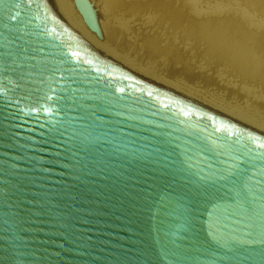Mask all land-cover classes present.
I'll return each instance as SVG.
<instances>
[{
	"label": "water",
	"instance_id": "water-1",
	"mask_svg": "<svg viewBox=\"0 0 264 264\" xmlns=\"http://www.w3.org/2000/svg\"><path fill=\"white\" fill-rule=\"evenodd\" d=\"M0 264H264V135L0 0Z\"/></svg>",
	"mask_w": 264,
	"mask_h": 264
},
{
	"label": "rangeland",
	"instance_id": "rangeland-1",
	"mask_svg": "<svg viewBox=\"0 0 264 264\" xmlns=\"http://www.w3.org/2000/svg\"><path fill=\"white\" fill-rule=\"evenodd\" d=\"M95 4L105 26L97 38L105 55L143 79L264 134V0Z\"/></svg>",
	"mask_w": 264,
	"mask_h": 264
},
{
	"label": "bare ground",
	"instance_id": "bare-ground-1",
	"mask_svg": "<svg viewBox=\"0 0 264 264\" xmlns=\"http://www.w3.org/2000/svg\"><path fill=\"white\" fill-rule=\"evenodd\" d=\"M48 1H49L50 5L52 6V8L54 9L60 23L72 35H74L76 37V39H78L85 47H87L88 49H90L94 53L101 55V56H104L107 59L114 62L115 64L119 65L116 61L113 60V58L111 59L110 57L105 55L100 48L101 47L100 43L102 41L100 42V40H98L97 38H99L98 36L100 34V31H102V28L105 26H103V24H104L103 23L104 22L103 16H102L101 12L100 11L98 12V9L96 8L97 5L95 4V0H88L90 2V6L92 8V11H94V14L96 11L95 15H97V16L95 18L93 17V14H91V9L89 8V5H87V3L85 2L86 0H48ZM97 25L99 27L98 33L92 31V29L90 28V26L96 27ZM102 45H103V43H102ZM121 67L124 68L125 70L129 71L130 73H132L136 77L140 78L141 80L149 83L150 85L158 87L159 89H162V90H164V91H166L172 95H175V96H178L180 98L187 100L186 98L181 97L179 94L174 93L165 87H162V86L160 87V85L158 86V85H156V83L154 84V83L146 80L145 78L143 79V77L141 78L140 75H138L137 73H135L133 71H130L129 69H127V67H123V66H121ZM191 102H193V101H191ZM196 105L205 108L204 106H202L199 103H197ZM209 111H211V110H209ZM211 112H213V111H211ZM219 116H221V115H219ZM221 117H223V116H221ZM225 119H227V118H225ZM241 126H243V125H241ZM243 127L250 129L256 133L261 134L260 133L261 131L258 132L257 129H255L253 127H249V126H245V125ZM261 135H264V134H261Z\"/></svg>",
	"mask_w": 264,
	"mask_h": 264
}]
</instances>
